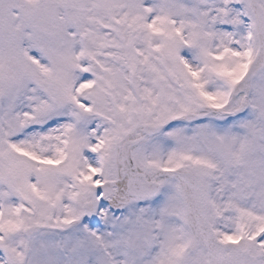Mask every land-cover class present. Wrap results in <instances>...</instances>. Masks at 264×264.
<instances>
[{
	"label": "snow or ice",
	"instance_id": "6c2138e0",
	"mask_svg": "<svg viewBox=\"0 0 264 264\" xmlns=\"http://www.w3.org/2000/svg\"><path fill=\"white\" fill-rule=\"evenodd\" d=\"M0 264H264V0H0Z\"/></svg>",
	"mask_w": 264,
	"mask_h": 264
}]
</instances>
